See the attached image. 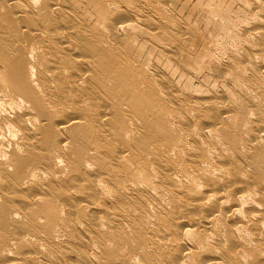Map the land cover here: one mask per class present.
I'll return each instance as SVG.
<instances>
[{
	"label": "bare ground",
	"instance_id": "1",
	"mask_svg": "<svg viewBox=\"0 0 264 264\" xmlns=\"http://www.w3.org/2000/svg\"><path fill=\"white\" fill-rule=\"evenodd\" d=\"M66 1L0 0V264H78V253L81 264H128L106 228L138 242L143 263L130 264L262 263L244 220L264 229V110L244 87L264 88V0H246L235 41L248 102L207 114L138 75L119 38L135 20L128 0H101L115 12L101 23L109 35ZM246 117L258 122L251 131ZM127 157L138 183L117 176ZM157 185L170 199L160 210L150 207Z\"/></svg>",
	"mask_w": 264,
	"mask_h": 264
},
{
	"label": "rangeland",
	"instance_id": "2",
	"mask_svg": "<svg viewBox=\"0 0 264 264\" xmlns=\"http://www.w3.org/2000/svg\"><path fill=\"white\" fill-rule=\"evenodd\" d=\"M131 1H125V3L127 2L126 4L132 6L129 7L126 5L128 7H126V10L133 16L131 17L132 20L135 19L136 22L135 20L131 21L130 26L125 27L124 31L120 32L119 38L125 46L128 58L135 61L138 68H143V72L140 70V74L138 75L144 76L157 92L162 93L160 97L165 98V94L161 90L166 86L182 101L189 102L191 100L192 102L203 104L206 110H208L205 114L212 113L215 111L214 109L223 110L226 107L224 104L227 101V104L236 107L235 109L239 108L241 104H247L248 98L245 92L241 90V86L239 87L241 84L239 83L237 74L239 64L244 68L246 66L245 62H240L244 60L243 44L240 41L238 46L237 43L239 42L238 33L242 29V25H246L245 20L252 9L248 6L249 3L247 2L250 0H243L245 4L242 0H168L169 2L166 0L167 2L165 4V0ZM153 1L157 2L158 5H155ZM103 4L104 2H101V0L66 1L68 7L70 6L76 12L82 13L87 17L91 27L109 35L107 28L101 26V23L110 22L115 12L113 14L110 13L105 9ZM138 11L140 12L138 13ZM162 15L164 16L162 17ZM235 22L236 27H234ZM237 24H239V27H237ZM151 27L154 28V32L151 30ZM230 32L234 34L231 35ZM235 33L237 34L235 35ZM233 36L235 39H231ZM236 37L238 40H236ZM173 40L178 47L175 55L170 54V50L174 48L172 44ZM235 41L238 42L236 43ZM133 61H129V65L134 63ZM252 63L255 66V63ZM246 68H249V65ZM246 80L244 79L243 82H246ZM247 87H250L249 96L253 105H259L264 110V88L261 89L257 84H249L246 82L244 90ZM147 88L143 87L144 91L148 90ZM149 94L151 93L149 92ZM116 96L122 97L119 90H116ZM225 99L227 100L225 101ZM246 119L247 121L249 120V124L247 128H242L243 131H251L252 128L257 126V120L248 117ZM151 121L156 126L157 117H153ZM245 135L246 133H244ZM132 162L133 160L127 157L123 163L124 168L126 167L125 170L120 169L116 172L119 180H123L126 182L125 184H131L132 182L138 183L140 166L136 161ZM145 185L147 184L144 183V186L141 185V189L146 190ZM150 196L153 197H150V207H155L157 210L164 208L162 206L164 204L165 206L170 204L169 193L167 194L165 189L160 185H157V189L150 193ZM159 196H163V198L159 199ZM261 208L260 211L262 213L264 212L263 203ZM244 212L248 214L252 210L248 208ZM244 221L247 226V232L250 233L247 234L252 236L251 238L253 240L251 239V241L253 243L255 242L256 249L264 250V229L258 227V224L253 223L249 219ZM103 231L105 232L103 238L109 245L108 247L111 252L121 256L128 264L131 262H142L145 254L143 256L141 255L143 250L140 251L138 242L129 241L120 230L112 229L110 231L106 228ZM255 231H257L256 234ZM76 247L80 251L82 249L86 250L84 245ZM256 249L248 247L247 250L253 256V259L255 258L257 262L264 264V254L261 255V252H258ZM73 255L72 259H76L75 263L81 264L83 256L81 258V254L79 255V253ZM136 259H139V261H136ZM63 260L65 263L70 264L67 258H63ZM19 263L21 264L22 261Z\"/></svg>",
	"mask_w": 264,
	"mask_h": 264
}]
</instances>
